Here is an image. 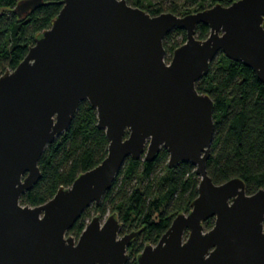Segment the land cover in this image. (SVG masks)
<instances>
[{"label":"water","instance_id":"1","mask_svg":"<svg viewBox=\"0 0 264 264\" xmlns=\"http://www.w3.org/2000/svg\"><path fill=\"white\" fill-rule=\"evenodd\" d=\"M45 0H21L26 13ZM210 34L198 39L196 28ZM264 0H236L186 15H151L126 0H64L52 26L14 70L0 76V264H127L137 232L120 236L116 214L95 215L79 238L68 231L101 202L127 158L189 162L198 196L138 264H264V187L253 194L236 177L215 184L207 171L214 101L196 83L219 54L242 62L264 83ZM187 40L165 60V37ZM96 109L107 156L61 186L46 203L21 196L41 179L39 160L71 124L80 103ZM213 217L206 230L203 222Z\"/></svg>","mask_w":264,"mask_h":264},{"label":"trees","instance_id":"2","mask_svg":"<svg viewBox=\"0 0 264 264\" xmlns=\"http://www.w3.org/2000/svg\"><path fill=\"white\" fill-rule=\"evenodd\" d=\"M63 1L45 0L39 7L21 13V0H0V76L14 70L35 38L52 26ZM126 1L151 15L165 11L186 15L217 4L229 6L236 0ZM209 34L208 24L197 26L198 39L204 40ZM186 40V31L179 28L165 37L167 62ZM196 88L214 101L209 176L215 184L238 177L245 182L248 194L257 192L264 187V83L251 68L221 53L211 61L209 72ZM108 147L106 133L98 127L96 109L82 101L68 129L45 148L39 160L41 179L21 196V203H46L61 186L70 187L81 173L96 167L107 156ZM200 180L189 162L170 166L169 152L164 147L153 159L129 157L101 202L86 209L68 235L79 238L91 210L102 216L111 211L121 223L120 234L137 232L127 248V264H138L137 257L144 247L157 244L173 219L192 209ZM214 223L213 217L203 222L206 230Z\"/></svg>","mask_w":264,"mask_h":264},{"label":"rangeland","instance_id":"3","mask_svg":"<svg viewBox=\"0 0 264 264\" xmlns=\"http://www.w3.org/2000/svg\"><path fill=\"white\" fill-rule=\"evenodd\" d=\"M165 12H167V11H165ZM179 38V37H178ZM165 60H166V55H165ZM97 214H99L98 212H96L95 210H91V216H90V218H89V221L95 216V215H97ZM112 214V212L111 211H108L104 216H103V221L109 216V215H111ZM124 234H120V236H123ZM76 238V237H75ZM77 239V238H76Z\"/></svg>","mask_w":264,"mask_h":264}]
</instances>
